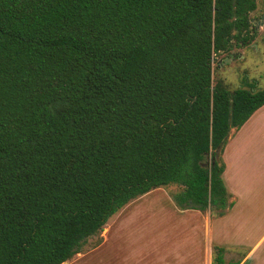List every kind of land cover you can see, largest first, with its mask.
I'll use <instances>...</instances> for the list:
<instances>
[{
	"label": "trees",
	"instance_id": "1",
	"mask_svg": "<svg viewBox=\"0 0 264 264\" xmlns=\"http://www.w3.org/2000/svg\"><path fill=\"white\" fill-rule=\"evenodd\" d=\"M255 0H0V264H61L158 187L222 216L231 129L264 104L212 62ZM212 246L210 264H224Z\"/></svg>",
	"mask_w": 264,
	"mask_h": 264
},
{
	"label": "rangeland",
	"instance_id": "2",
	"mask_svg": "<svg viewBox=\"0 0 264 264\" xmlns=\"http://www.w3.org/2000/svg\"><path fill=\"white\" fill-rule=\"evenodd\" d=\"M255 1L257 8L250 14L251 20H259L264 13V0ZM212 67L214 79L222 80L230 90L244 86L246 80L252 81L255 89L263 88L264 23L254 30L252 39L233 42L229 51L216 56ZM254 189L251 193L242 192L235 202L236 218L245 219L241 223L246 229L248 220L253 222V227L244 235L249 246L264 232V181L255 184ZM174 190L170 185L158 187L128 202L109 217L99 233L98 245H86L61 264H194L204 261L212 246L211 234L215 238L223 233L221 220L208 211L179 210L170 196ZM263 248L264 241L254 253L253 264H264L263 256L258 259ZM245 251L244 248L236 250L239 256ZM236 257L232 250L225 249V262Z\"/></svg>",
	"mask_w": 264,
	"mask_h": 264
},
{
	"label": "crops",
	"instance_id": "3",
	"mask_svg": "<svg viewBox=\"0 0 264 264\" xmlns=\"http://www.w3.org/2000/svg\"><path fill=\"white\" fill-rule=\"evenodd\" d=\"M221 157L224 163L221 176L227 191L231 194L229 200L232 205L226 209V213L218 216V220H221L220 228L223 233L216 235L215 238L211 234L212 246L221 247L224 252L225 249L232 250L237 255L236 259L225 262L223 252L224 264H253L254 253L264 241V232L252 245H247L244 235L248 232L247 229L253 227V222L249 219V226L246 229L241 223L245 219L239 221L236 218L235 202L242 192H254V185L264 181V104L253 111L239 128L229 131ZM255 221L257 222V220ZM238 234L242 235L238 237ZM241 248L246 251L239 256L236 250ZM211 249L204 261H197L194 264H210ZM261 256L264 258V252H261L258 259Z\"/></svg>",
	"mask_w": 264,
	"mask_h": 264
},
{
	"label": "water",
	"instance_id": "4",
	"mask_svg": "<svg viewBox=\"0 0 264 264\" xmlns=\"http://www.w3.org/2000/svg\"><path fill=\"white\" fill-rule=\"evenodd\" d=\"M264 15V14H263ZM261 15L259 20H250V22L254 25V28L257 29L259 27V25L263 24V19H264V16Z\"/></svg>",
	"mask_w": 264,
	"mask_h": 264
},
{
	"label": "flooded vegetation",
	"instance_id": "5",
	"mask_svg": "<svg viewBox=\"0 0 264 264\" xmlns=\"http://www.w3.org/2000/svg\"><path fill=\"white\" fill-rule=\"evenodd\" d=\"M264 14V13H263ZM262 14V15H263ZM261 16V15H260ZM260 18V17H259ZM264 20V19H263ZM258 21V20H257ZM263 23H264V21H263ZM251 27H252V29H251V31H250V35H251V37L248 39V40H250V39H252V37H253V35H254V30H255V28H254V25L251 23ZM247 41V40H246ZM245 41V42H246Z\"/></svg>",
	"mask_w": 264,
	"mask_h": 264
}]
</instances>
